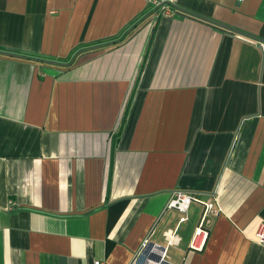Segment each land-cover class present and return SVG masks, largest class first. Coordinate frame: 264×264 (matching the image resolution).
<instances>
[{
    "label": "crops",
    "instance_id": "0c3cea01",
    "mask_svg": "<svg viewBox=\"0 0 264 264\" xmlns=\"http://www.w3.org/2000/svg\"><path fill=\"white\" fill-rule=\"evenodd\" d=\"M176 191L221 208L201 249ZM261 230L264 0H0V264H264Z\"/></svg>",
    "mask_w": 264,
    "mask_h": 264
},
{
    "label": "built area",
    "instance_id": "2783aa9c",
    "mask_svg": "<svg viewBox=\"0 0 264 264\" xmlns=\"http://www.w3.org/2000/svg\"><path fill=\"white\" fill-rule=\"evenodd\" d=\"M152 4L157 7H163L168 2V0H150ZM239 2L243 0H238ZM193 203H200L204 207V214L200 226L196 229V233L192 240V247L195 249L203 248L204 242L208 236V230L205 228V222L207 217L212 213H219L221 208L215 207L214 202H209L201 199L196 193L185 192V191H176L172 198H170L167 203L166 209H176L184 214L180 221H185L187 217V212L190 209ZM258 237L261 242H264V233L259 231ZM180 238L178 237L176 231H170L167 233V243L168 245L178 244ZM166 251L159 252L156 254L155 248H150V241L146 239L135 256L132 264H153L154 262L159 263V261L165 260ZM166 261V260H165ZM94 264H106L104 261L96 260ZM170 264V263H169Z\"/></svg>",
    "mask_w": 264,
    "mask_h": 264
},
{
    "label": "bare ground",
    "instance_id": "6f19581e",
    "mask_svg": "<svg viewBox=\"0 0 264 264\" xmlns=\"http://www.w3.org/2000/svg\"><path fill=\"white\" fill-rule=\"evenodd\" d=\"M155 251H156V253L158 252L157 250H155ZM162 263H163V260L162 261H159V263H158V261L157 262H154L153 264H162Z\"/></svg>",
    "mask_w": 264,
    "mask_h": 264
},
{
    "label": "water",
    "instance_id": "95a60500",
    "mask_svg": "<svg viewBox=\"0 0 264 264\" xmlns=\"http://www.w3.org/2000/svg\"><path fill=\"white\" fill-rule=\"evenodd\" d=\"M160 248L164 249V247H160Z\"/></svg>",
    "mask_w": 264,
    "mask_h": 264
}]
</instances>
